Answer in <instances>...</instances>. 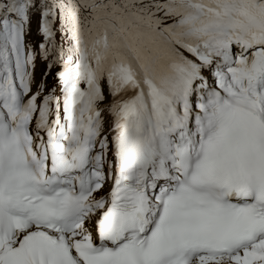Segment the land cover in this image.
<instances>
[{
	"label": "snow or ice",
	"instance_id": "obj_1",
	"mask_svg": "<svg viewBox=\"0 0 264 264\" xmlns=\"http://www.w3.org/2000/svg\"><path fill=\"white\" fill-rule=\"evenodd\" d=\"M0 264H264V0H0Z\"/></svg>",
	"mask_w": 264,
	"mask_h": 264
},
{
	"label": "rangeland",
	"instance_id": "obj_2",
	"mask_svg": "<svg viewBox=\"0 0 264 264\" xmlns=\"http://www.w3.org/2000/svg\"><path fill=\"white\" fill-rule=\"evenodd\" d=\"M36 28H37V17L33 16L31 20V29H32L33 34H35ZM39 67H42V65H40Z\"/></svg>",
	"mask_w": 264,
	"mask_h": 264
}]
</instances>
